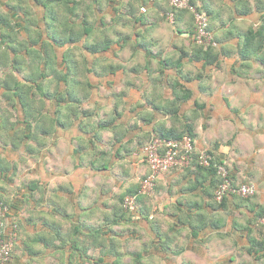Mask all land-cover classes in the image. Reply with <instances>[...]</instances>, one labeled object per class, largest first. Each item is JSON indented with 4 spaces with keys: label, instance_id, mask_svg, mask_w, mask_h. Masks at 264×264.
I'll list each match as a JSON object with an SVG mask.
<instances>
[{
    "label": "clouds",
    "instance_id": "1",
    "mask_svg": "<svg viewBox=\"0 0 264 264\" xmlns=\"http://www.w3.org/2000/svg\"><path fill=\"white\" fill-rule=\"evenodd\" d=\"M8 2L23 9L29 31L4 29L12 39L0 45V79L20 83L26 106L0 86V138L8 142L0 161L14 181L0 179V264H96L113 248L119 255L105 264H264L249 242H264V69L254 62L264 57V0H213V17L178 0ZM249 34L259 51L243 60ZM9 47L48 100L11 71ZM203 49L215 57L207 65ZM162 245L183 251L169 255Z\"/></svg>",
    "mask_w": 264,
    "mask_h": 264
},
{
    "label": "crops",
    "instance_id": "2",
    "mask_svg": "<svg viewBox=\"0 0 264 264\" xmlns=\"http://www.w3.org/2000/svg\"><path fill=\"white\" fill-rule=\"evenodd\" d=\"M54 0H50L48 2H46L43 6L46 7V5L48 4H51L53 3ZM37 7L41 6L37 0L36 2V5ZM7 13V14H5ZM10 21H14V23H11ZM20 29L21 31L25 32L26 34L28 33L29 29L25 26V21H24V17H23V9L20 8L17 5H13L11 3L8 2V0H0V42H1V38H4L6 39L5 41H2L0 43V45H3V44H9L11 42V37L8 36V35H5L3 30L4 29H8L9 31H12L13 29ZM45 31H47V25H45ZM185 33H183L184 35ZM182 35V36H183ZM34 41V40H33ZM32 40H28V43L31 47H35L36 46V41L33 42ZM49 42L53 45H55L56 47H62L63 45L61 44L60 45H57V41L55 39H52L51 36H49ZM251 49L248 50L247 52L250 54V59H252V56L254 54V51H252V46L250 47ZM248 49V48H247ZM223 51V50H222ZM252 51V53H251ZM8 54L12 57V60H11V71L15 72L16 75L18 77H20V79L23 81L24 85H27V86H30V87H38L37 84H39V86H42L40 84V80L39 79H35V77H32L31 79L29 77H25L22 75L23 73V69L22 67H20V61L16 58L20 55V51L19 49H16V48H12V47H9L8 48ZM225 55H228V53H223ZM0 58H2V53H0ZM246 60V59H245ZM164 64L163 67L165 69H168L169 67H165L164 65H166L168 61H163ZM255 63H257L261 69H264V63L262 62H256L254 61ZM16 65V67L14 66ZM171 67V66H170ZM172 67H176V66H172ZM256 77L258 78V76H261L262 73L257 70V72L255 73ZM183 79L187 82V79H189V77L185 76L183 77ZM187 83H191V79L189 82ZM0 86H2L4 88L5 91L15 95L16 99L18 102L21 103V106H22V109L24 107H26L24 104H23V100H24V95H23V91H22V88H21V85L19 82H15V83H12V82H9L8 80H4V79H0ZM37 92H38V89H37ZM43 96V95H42ZM44 98V96H43ZM8 98L5 97L4 100L6 101ZM9 107H12V105H9ZM25 116H26V119L25 120H22L20 121L21 123H24V131L26 133L25 135V139H30L31 135V126L29 125V123H27V119H31L30 116H28L27 113H25ZM42 134L44 135V132H42ZM0 143L3 144L4 148L7 149L8 148V142L3 140L2 138H0ZM17 145L13 144L12 145V151L15 152L17 151ZM29 155H31V153H29ZM12 172V169L9 168L7 165H5L2 161H0V179H6L8 184L12 185L14 184V181L11 179V176H10V173ZM39 180V178H37L36 180H30V183L32 182H35L37 183ZM0 191H4L3 188H0ZM19 203L20 201H15L13 203V210H15L16 212L19 211ZM60 210V214L58 215H63L61 209L59 208ZM64 218L66 219L67 217L64 216ZM28 222H31L28 218ZM214 230H219L217 228H214ZM113 231L116 232V230L114 229ZM152 231L155 233V235L159 238L161 236V230H160V225L159 224H156V225H153V228H152ZM192 233L193 234H198V229H196L195 227L191 229ZM117 235V234H115ZM166 247V251L165 253L169 254V255H176V256H179L181 255V252L183 251L181 249V247L179 245H177L176 249H171L169 247ZM112 251L115 253V255H119L115 248L112 249ZM131 251V250H130ZM131 254L129 255H136V254H139L138 252L136 251H132L130 252ZM101 256V255H100ZM113 256V255H111ZM115 257V256H113ZM98 259V258H97ZM230 262H227V264H233V260L232 258L229 259ZM190 264V260H184L181 262V264Z\"/></svg>",
    "mask_w": 264,
    "mask_h": 264
},
{
    "label": "trees",
    "instance_id": "3",
    "mask_svg": "<svg viewBox=\"0 0 264 264\" xmlns=\"http://www.w3.org/2000/svg\"><path fill=\"white\" fill-rule=\"evenodd\" d=\"M48 1H50V0H47V2ZM189 3H190V5L195 9V11L197 12V13H199V14H203V15H205V16H207V17H213V16H215L216 15V12H215V9H214V7H213V5H212V3H211V1H208V0H200V7L199 8H197L196 7V4H195V0H189ZM49 5V4H48ZM48 5H46V7H48ZM98 12L100 11V9H98L97 10ZM146 17H140V18H137L136 19V23H138V24H141V25H145V24H148V19H145ZM179 18V17H178ZM49 19H55V16H54V13H52L51 11H50V13H49ZM83 27L85 28V29H88L89 31L91 30V24L89 23V22H87V21H85L84 23H83ZM193 28H195V25H193ZM180 34H182V33H184L183 31H178ZM137 35V37H139V33H137L136 34ZM6 39H4V38H1V42L2 41H5ZM252 40H253V36L251 35V34H249L248 35V37L246 38V44H245V48H244V50L240 53V57H241V59H243V60H249L250 59V54L247 52L248 50H250L251 48V46H252ZM33 41V40H32ZM0 42V43H1ZM34 42V41H33ZM70 42L71 43H75V41L74 40H71L70 39ZM215 42H217V39H215ZM219 42V41H218ZM57 45H60L61 46V44H57ZM111 46V42H107L106 44H105V47H104V51H107V49L109 48ZM137 47H139L140 48V50L141 51H143L144 53H145V55L146 56H151V57H153L154 59H158V57H155V56H153V53L149 50V49H146L143 45H137ZM248 48V49H247ZM95 51H98V50H93V52H95ZM203 52H204V61H205V64L207 65L210 61H214V59H215V57L210 53V50H208V49H203L202 50ZM252 51H259V48H256V49H254V50H252ZM251 51V52H252ZM84 52H85V54L87 55L88 53H89V49H87V48H85L84 49ZM194 56H195V54H193ZM186 56H188L187 54H184L183 56H181V57H186ZM255 61L256 62H262V63H264V57H256V59H255ZM63 63L65 64V65H67V64H69L70 63V57L69 56H67V55H65L64 57H63ZM160 63L161 64H164V62L163 61H160ZM167 64L166 65H164L165 67H172V66H176V67H179L180 65H179V63L178 64H176V65H170V63L169 62H166ZM15 67H16V65H14ZM70 74L71 73H66V75H65V77H64V79L65 80H67L68 79V77L70 76ZM31 79V78H30ZM35 79H38V78H35ZM190 81V78L189 79H187V82H189ZM37 89H38V93H40V94H42L43 96H44V99L45 100H48L49 99V94L47 93V92H45L44 91V88H43V86H39V84H37ZM30 119V118H29ZM30 125V124H29ZM31 126V125H30ZM57 127H62L60 124H59V121H57ZM44 135H48V132L47 131H44ZM31 138V137H30ZM106 170V169H105ZM36 187H37V183H35V182H32V183H30V187H29V190L30 191H34L35 189H36ZM227 206V198L225 197L224 199H223V201H222V203H221V205H220V207L221 208H224V207H226ZM12 209L14 208L13 207V204H12ZM143 211V210H142ZM53 212L55 213V214H60V210H59V207H56L55 205L53 206ZM258 217H264V210H261L258 214H257V218ZM29 220L31 221V218H29ZM45 227H49L48 225H45ZM81 227H83V225H81ZM233 227H234V229L236 228V225L234 224L233 225ZM214 228H217V229H219L218 227H214ZM50 230H52V231H55V227L54 226H52L51 228H50ZM89 229H85V231H88ZM114 229H111V230H109V232L107 233L108 235H111V236H115V234H117V232H115V231H113ZM244 231H251V229L249 228V229H244ZM252 245H253V248L254 249H259V250H261V251H264V242H258V241H256V240H254V239H250V241H249ZM162 249H163V251L165 252L166 251V247H165V245H162ZM78 253H80L82 256H84L85 257V259H88L89 257L87 256V252H88V249L87 248H85V249H83V250H81V249H79V248H76L75 249ZM129 254H131V253H129ZM107 255H113V256H115V257H118V255L116 256L115 255V253L111 250L110 252H107V253H105V252H102L101 253V256L96 260V264H105V257L107 256ZM131 256H133L134 257V259L135 260H138L139 259V254H136V255H131Z\"/></svg>",
    "mask_w": 264,
    "mask_h": 264
},
{
    "label": "rangeland",
    "instance_id": "4",
    "mask_svg": "<svg viewBox=\"0 0 264 264\" xmlns=\"http://www.w3.org/2000/svg\"><path fill=\"white\" fill-rule=\"evenodd\" d=\"M208 1H211V3H212V5H213V0H208ZM98 10V9H97ZM163 11V10H162ZM145 19H147V18H145ZM148 23H149V20H148ZM141 25V24H140ZM142 27H143V25H141ZM178 31H180V30H177V34L178 35H183V33L182 34H180ZM219 41V42H218ZM222 41L219 39V38H217V42H216V44H219V43H221ZM175 48H176V50L177 51H180V55L181 56H183L184 54H187L188 55V53L186 52V51H181L180 49H179V46H174ZM252 53V52H251ZM260 76H258V78H259ZM37 178H39L38 176H35V175H32L31 177H30V180H36ZM258 218H260V217H258ZM132 251H135V250H131L130 252H132ZM231 257H229L228 259H227V262H230V259ZM185 264V263H184ZM190 264H197V262L195 261V260H190Z\"/></svg>",
    "mask_w": 264,
    "mask_h": 264
},
{
    "label": "built area",
    "instance_id": "5",
    "mask_svg": "<svg viewBox=\"0 0 264 264\" xmlns=\"http://www.w3.org/2000/svg\"><path fill=\"white\" fill-rule=\"evenodd\" d=\"M178 2H186L187 7L193 8V7L190 5L189 0H178ZM193 9H194V8H193ZM194 10H195V9H194ZM195 12H196V11H195ZM196 14H197V15H203V14H199V13H197V12H196ZM204 16H205V15H204ZM206 17H207V16H206ZM208 30H209V29L206 28V29H205V32H207ZM213 43H216L215 40L213 41ZM223 199H224V198H223Z\"/></svg>",
    "mask_w": 264,
    "mask_h": 264
}]
</instances>
